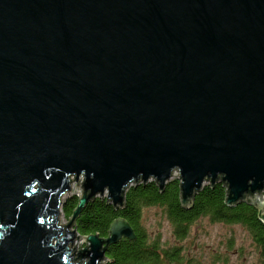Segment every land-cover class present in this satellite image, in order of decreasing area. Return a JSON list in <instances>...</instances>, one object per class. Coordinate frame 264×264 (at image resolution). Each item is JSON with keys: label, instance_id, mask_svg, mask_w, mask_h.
I'll return each instance as SVG.
<instances>
[{"label": "water", "instance_id": "1", "mask_svg": "<svg viewBox=\"0 0 264 264\" xmlns=\"http://www.w3.org/2000/svg\"><path fill=\"white\" fill-rule=\"evenodd\" d=\"M173 170L183 207L219 179L264 224V0H0V264L110 260L132 228L75 235L81 207Z\"/></svg>", "mask_w": 264, "mask_h": 264}, {"label": "trees", "instance_id": "2", "mask_svg": "<svg viewBox=\"0 0 264 264\" xmlns=\"http://www.w3.org/2000/svg\"><path fill=\"white\" fill-rule=\"evenodd\" d=\"M225 185L216 179L209 186L203 183L191 198V204L183 207L179 202V180H167L158 190L153 179L129 185L123 192L121 205H113L104 195H94L81 207L74 219V228L79 234L96 233L105 237L111 220L121 217L133 230L134 238L121 237L105 246L104 256L111 258L102 264H197L185 253L180 241L187 235L190 224L200 217L209 222L237 224L246 230L260 255L264 256V224L258 219L256 207L252 202L238 200L225 204ZM77 202V195L64 197L60 210L68 218ZM158 208L170 226L174 241L164 244L159 231H151L143 222L146 207ZM227 240V248H231ZM225 254H222L224 258ZM211 261L220 258L215 253Z\"/></svg>", "mask_w": 264, "mask_h": 264}, {"label": "rangeland", "instance_id": "3", "mask_svg": "<svg viewBox=\"0 0 264 264\" xmlns=\"http://www.w3.org/2000/svg\"><path fill=\"white\" fill-rule=\"evenodd\" d=\"M177 176L178 172L173 170L169 179L177 178ZM80 182V175L76 178L72 177L70 187L62 195V198L71 194H80ZM250 198L254 203L261 204L264 201V194L256 192ZM66 220L67 218H64L59 206L57 222L64 224ZM143 222L148 230L160 232L161 241L164 244L174 241L170 234L169 223L161 215L158 208L154 206L146 207L143 210ZM228 239L231 240V248H227ZM180 243L184 246L185 253L192 260L195 259L197 264H264V256L259 254L246 230L237 224L209 222L205 217H200L190 224L187 235ZM72 245L79 248L81 239L77 237L72 241ZM215 253H219L220 258L211 261ZM222 254H225L224 258ZM99 264H102V262Z\"/></svg>", "mask_w": 264, "mask_h": 264}, {"label": "built area", "instance_id": "4", "mask_svg": "<svg viewBox=\"0 0 264 264\" xmlns=\"http://www.w3.org/2000/svg\"><path fill=\"white\" fill-rule=\"evenodd\" d=\"M72 178V177H71ZM71 178H70V181H71ZM261 193H263L264 194V189H262L261 191H260ZM79 195V194H78ZM78 195H77V197H78ZM262 205H264V201L261 203ZM76 235H83V234H79L77 231H76ZM80 238V237H79ZM74 239H76V238H74ZM73 239V240H74ZM81 239V238H80ZM84 244L82 243V241H81V246L80 247H82ZM71 246H74V245H72V243H71ZM76 249H78V247H76V246H74ZM79 247V248H80Z\"/></svg>", "mask_w": 264, "mask_h": 264}]
</instances>
